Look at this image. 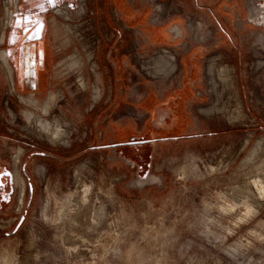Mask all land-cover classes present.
I'll return each mask as SVG.
<instances>
[{"label": "rangeland", "instance_id": "1", "mask_svg": "<svg viewBox=\"0 0 264 264\" xmlns=\"http://www.w3.org/2000/svg\"><path fill=\"white\" fill-rule=\"evenodd\" d=\"M263 2L117 0L135 18L125 25L114 0H66L46 5L40 40L37 25L24 19L25 32L16 24L22 0H0V50L11 51L22 94L40 106L54 92L46 117L68 133L55 143L41 137L24 113L42 111L20 100L0 64V156L15 168L23 149L19 170L26 189L28 174L35 186L24 204L18 189L10 210H0V264H264V26L251 18ZM178 17L184 37L148 39ZM171 53L175 73L152 77L147 70ZM216 62L231 71L225 88L212 82ZM38 66L47 70L44 92ZM183 85L191 125L155 134L172 126L173 109L162 103L150 119L142 102L178 96ZM216 102L220 111L203 114ZM132 137H178L152 144L150 180L111 147Z\"/></svg>", "mask_w": 264, "mask_h": 264}, {"label": "flooded vegetation", "instance_id": "2", "mask_svg": "<svg viewBox=\"0 0 264 264\" xmlns=\"http://www.w3.org/2000/svg\"><path fill=\"white\" fill-rule=\"evenodd\" d=\"M66 0H57V2H64ZM72 1V0H67ZM114 5L116 8H118L117 0H114ZM111 3V1H107L106 2V9H107V14L110 17V12L108 11V6ZM47 0H22V8L23 11L21 12V15H17V17H21V18H25V20L27 22H32L33 24H35L36 26V21L37 19H41L42 18V14L44 13L45 7L47 5ZM262 11L260 14V17L257 19V16L255 15V11L253 12V14L251 15V18L253 19V21L255 22L256 20H258L259 23H261L262 26H264V2L262 3ZM39 5H42L43 7H39ZM120 6V5H119ZM224 6V4H223ZM105 9V10H106ZM224 10H226L224 8ZM20 11V10H19ZM18 11V13H19ZM226 15L228 17H230V13L226 10ZM17 13V14H18ZM106 14V15H107ZM181 19V18H180ZM24 20V19H23ZM174 21L176 19H173ZM179 20V19H177ZM182 21V20H180ZM6 22L8 24V26L6 27L5 30H3V34H2V43H5L6 41V36H7V29L9 27V24L12 23L11 21H8V18L6 16ZM183 24V23H182ZM201 23H198V25H200ZM202 25V24H201ZM31 29V28H30ZM173 29V28H172ZM182 29L184 31V33H182L181 36L184 37L185 35V29L183 28L182 25ZM203 30V29H202ZM152 32H155L152 31ZM172 32V31H171ZM37 34H40L39 39L43 40L44 38V33L42 32H36ZM173 33V32H172ZM162 34V33H161ZM176 35V34H174ZM160 36V35H157ZM157 36H155L156 41L154 40V42H165L166 38L161 36L160 39L157 38ZM47 43V40H44L43 42V46H45ZM10 55H12L10 50H0V64L1 67L6 71L8 78L10 80V85L13 89V91H16L19 95H20V100L21 101H36L30 98H26L22 92H24L26 90L25 87H20L18 84V75H19V71L17 69H14L12 66V63L10 61ZM187 59V58H186ZM4 65V66H3ZM47 70L46 68H41L38 66V68L36 69V77L38 79V84H37V89L40 91L44 92V76L46 74ZM17 76V77H16ZM79 85L81 86V88H85V81H83L82 79L78 80ZM34 87V86H33ZM183 92L187 93L188 89L187 87L184 88ZM189 93V92H188ZM23 98V99H22ZM181 108L179 109L178 113L179 114H183V108L182 106H180ZM185 117V116H184ZM175 131V130H174ZM181 131V130H180ZM167 132V131H165ZM119 133H126V130H121V128H119ZM164 133V132H161ZM168 133V132H167ZM120 134H118L120 136ZM178 137H164L161 139H157V138H138L136 139L135 137L131 139L130 142H115V144L111 145L112 148L115 149H119L121 154L127 153L129 155H131L133 157V161L136 162V164L138 165V174H139V178L140 181H147L151 179V176L149 174V166H150V162H151V158H152V144L154 141H168L170 139H177ZM24 170H26L25 168H22ZM18 189H19V185H18V180H17V169L14 168L9 161L4 160L1 156H0V210H7L9 211L11 208V205L13 204L15 197L18 193ZM20 191V189H19ZM26 195L28 193V198H32L35 194V186L33 184V182L31 181L29 174L27 175V189L24 192ZM25 194L23 196V199L25 200ZM19 195V194H18ZM20 198V197H19ZM27 198V199H28ZM22 197H21V202H23ZM23 204L19 207L20 209L23 207Z\"/></svg>", "mask_w": 264, "mask_h": 264}, {"label": "bare ground", "instance_id": "3", "mask_svg": "<svg viewBox=\"0 0 264 264\" xmlns=\"http://www.w3.org/2000/svg\"><path fill=\"white\" fill-rule=\"evenodd\" d=\"M61 12L62 13H68L67 14L68 16L70 15L68 10H61ZM6 14L7 15L10 14L8 7L6 8ZM192 27H195V25L193 24ZM196 30L198 31L200 29L198 27H196ZM157 61H158V63H155L156 62L155 61L154 64H152V66L149 68V70H147V72H149V74L152 77L165 79L169 73H175V69L178 66V63H177L178 61L176 60V57L173 53H171L169 55H162L157 59ZM210 76L212 78V82L214 83L215 88L220 87L219 86L220 84H222V86H224V88H225L228 86L229 80L231 79V71L229 70L228 67L219 68L218 64L216 62V63H213L211 68H210ZM218 80L220 83L218 82ZM10 83H12V82H10ZM222 94L223 93L220 94V96H219L220 98L222 97ZM95 98L96 99L98 98V93L95 94ZM57 99H58V96L54 92H51L49 94L47 100L45 101L44 105H40V106L38 105L37 106L36 105L37 103L35 104L34 101H29V100L25 101L28 105L33 106L37 111H42L41 114H39L36 111L26 110L24 113L25 117L27 118V120H29V119L33 120V127H36L35 129H39L41 137H42V135H46V137L49 138V140L53 143H55L61 139L60 138L61 136H59V135H63L64 137L68 136L67 131H65L63 129H61L60 132L57 131V128H55V125L53 124V122L48 117H46V114L49 113V110L53 106V103L58 101ZM220 110H221L220 105L218 104V102H216L213 110L209 109L207 111L204 110L202 112H204L203 114H211V113H213V111L218 112ZM11 115H13V114H11ZM239 118H240L239 114L236 111H233L232 115L230 116V120H238ZM56 123L59 124V121H57ZM248 139H249L248 140V142H249L250 138H248ZM261 142H262V140H260L257 143L256 149H254L255 152L259 151V149L261 147ZM22 153H23V149H20L18 151V153L16 154L15 168L17 169V180H18L19 189L21 190V197L23 199V196L25 194L24 192L26 191V184H25L26 181H25L22 173L20 172L19 166H18V163L20 161V155H22ZM263 164H264V162H263ZM40 171L45 172L42 169H40Z\"/></svg>", "mask_w": 264, "mask_h": 264}, {"label": "crops", "instance_id": "4", "mask_svg": "<svg viewBox=\"0 0 264 264\" xmlns=\"http://www.w3.org/2000/svg\"><path fill=\"white\" fill-rule=\"evenodd\" d=\"M120 9L116 8V11L117 13H119L120 15H123L124 19H125V25H128L129 23L133 22L132 19H135V18H126V11H121V13L119 12ZM149 12V11H148ZM151 14V13H150ZM122 18V17H121ZM123 19V20H124ZM179 19V21L181 20L179 17L177 18ZM174 20H171L169 22V24H171ZM182 21H180V23H176V24H173L171 28H173L172 32L176 33V38L179 40V38L181 39L183 36L182 33H184L183 29H182ZM171 28L168 30V31H163L162 29H154L155 32H153V34L151 33L149 35V40H152L151 42H154V39H155V35H160V36H157L158 39L165 37L167 41V34H170L171 32ZM162 33V34H161ZM154 38V39H153ZM156 40V39H155ZM156 43V42H155ZM159 43V41H158ZM188 55V53H185L184 55V60L186 59V56ZM116 68H117V65L115 64ZM189 67V66H187ZM183 89H184V85L179 87V89L175 90V93L177 91L178 93V96H175V95H169L167 98L165 99H161L158 95L156 96H152L150 95L148 97V102H142V106L144 109L148 108V111L151 113L150 114V119H153V115L156 114L155 112V107L156 106H159L161 105L162 103L164 104H169L170 107L173 109V113L175 115L174 117V122L172 123V126L168 127L167 129L166 128H155V134H159V132H165V131H174V130H181V131H186L189 126L191 125L190 122H191V119L193 118V115L187 110L186 108V101L184 100V97L183 95L181 96L182 92H183ZM100 93L102 94V90L100 91ZM177 102V103H176ZM151 105H154L153 107H151ZM180 106L184 107L183 108V114H179L178 111L179 109L181 108ZM153 109V110H152ZM185 116V117H184ZM150 122H148V124H150ZM156 142V141H154ZM153 142V143H154Z\"/></svg>", "mask_w": 264, "mask_h": 264}, {"label": "snow or ice", "instance_id": "5", "mask_svg": "<svg viewBox=\"0 0 264 264\" xmlns=\"http://www.w3.org/2000/svg\"><path fill=\"white\" fill-rule=\"evenodd\" d=\"M47 3L54 7L57 3V0H47ZM39 7H43V6L39 5ZM23 19H25V18L17 17V20H16L17 26H21L25 32L32 31L31 29H28L26 26L23 25ZM36 25H37V27L35 29V32H42L43 26H44L43 21L37 19ZM29 39H31V36L29 37Z\"/></svg>", "mask_w": 264, "mask_h": 264}, {"label": "water", "instance_id": "6", "mask_svg": "<svg viewBox=\"0 0 264 264\" xmlns=\"http://www.w3.org/2000/svg\"><path fill=\"white\" fill-rule=\"evenodd\" d=\"M130 143H132V142H130Z\"/></svg>", "mask_w": 264, "mask_h": 264}]
</instances>
